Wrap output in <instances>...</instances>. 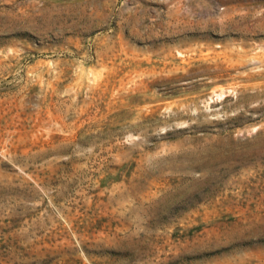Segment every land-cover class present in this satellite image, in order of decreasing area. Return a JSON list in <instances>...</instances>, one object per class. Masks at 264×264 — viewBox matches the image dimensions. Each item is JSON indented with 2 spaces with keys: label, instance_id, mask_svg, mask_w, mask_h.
Listing matches in <instances>:
<instances>
[{
  "label": "rangeland",
  "instance_id": "rangeland-1",
  "mask_svg": "<svg viewBox=\"0 0 264 264\" xmlns=\"http://www.w3.org/2000/svg\"><path fill=\"white\" fill-rule=\"evenodd\" d=\"M0 264H264V0H0Z\"/></svg>",
  "mask_w": 264,
  "mask_h": 264
}]
</instances>
